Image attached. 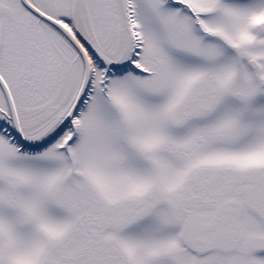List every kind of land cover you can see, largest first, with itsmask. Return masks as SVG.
I'll list each match as a JSON object with an SVG mask.
<instances>
[{
    "label": "snow or ice",
    "instance_id": "snow-or-ice-1",
    "mask_svg": "<svg viewBox=\"0 0 264 264\" xmlns=\"http://www.w3.org/2000/svg\"><path fill=\"white\" fill-rule=\"evenodd\" d=\"M0 264H264V0H0Z\"/></svg>",
    "mask_w": 264,
    "mask_h": 264
}]
</instances>
